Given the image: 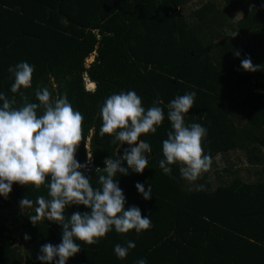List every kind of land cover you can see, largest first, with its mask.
<instances>
[{"label": "trees", "instance_id": "16d2710c", "mask_svg": "<svg viewBox=\"0 0 264 264\" xmlns=\"http://www.w3.org/2000/svg\"><path fill=\"white\" fill-rule=\"evenodd\" d=\"M188 4L193 7L184 16ZM235 13L241 14L237 20ZM245 57L261 69L243 70ZM20 62L34 68L32 87L21 89L27 102L38 103L35 91L47 87L54 97L66 94L83 115L75 158L86 165L81 171L94 188L105 174L95 169L129 147L117 148L113 137L100 135L105 100L135 91L145 110L160 100L165 114L156 133L140 137L151 146L148 167L116 176L125 207H139L151 228L121 234L113 227L95 245L75 240L81 251L66 264H264V0H0V94L17 108L24 100L11 92L9 69ZM191 92L196 96L184 120L207 130L202 146L212 158L195 182L183 179L177 164L170 166L171 177L159 167L162 142L172 130L167 105ZM233 152L246 153L254 182L233 171L231 162L218 166L219 157L228 161ZM212 173L219 178L216 188ZM137 182L151 186V199L138 193ZM39 196L50 199L46 186L15 183L7 198L0 196V264H41L40 247L61 242L58 223L29 219ZM22 199L33 203L21 207ZM76 211L89 209L68 206L65 220ZM127 241L135 248L121 260L114 247Z\"/></svg>", "mask_w": 264, "mask_h": 264}, {"label": "clouds", "instance_id": "9594fccd", "mask_svg": "<svg viewBox=\"0 0 264 264\" xmlns=\"http://www.w3.org/2000/svg\"><path fill=\"white\" fill-rule=\"evenodd\" d=\"M234 55L239 57V51ZM241 68L253 73L261 69L260 65L252 64L250 57L241 60ZM9 71L14 76L11 92L19 93L24 103L19 108L14 107V99L0 94V196L7 198L14 183L31 184L36 189L46 186L50 199L37 197L35 215L29 219L33 225L48 220L62 228L61 242L42 245L36 259L41 264H66L81 251L75 240L95 245L113 227L121 234L133 229L137 233L150 229L152 222L149 216H142L139 207H125L126 197L116 176L117 173L128 175L129 169L142 174L148 167L145 153L151 152V146L140 137L156 133L164 121V111L158 106L162 101H155L145 110L135 91L112 94L105 100L100 110V135L113 137L117 148L122 144L129 147L122 155L116 153L118 158H106L103 170L95 169V172L105 174L99 175L100 187L94 188L91 178L81 171L86 165L75 158L83 138V115L73 109L66 94L54 97L47 87L35 91L38 103L27 102L21 89L32 87L33 66L20 62ZM87 80L85 77V82ZM195 96V92L186 93L167 105V119L172 130L162 142L164 159L159 161L160 169L170 177V166L179 165L182 178L189 182L197 181L212 165L211 156L205 154L202 146L207 130L198 123L186 125L184 120L185 114L193 107ZM91 158L92 154H88V159ZM122 162H126L127 167L122 166ZM135 187L144 200L151 199L150 185L137 182ZM196 188L203 190L204 186L200 184ZM32 203L22 199L20 206H31ZM72 205H83L89 211L73 212L66 221L65 209ZM24 239L29 240L30 236L25 234ZM133 248L135 243L127 241L126 247L116 244L114 253L122 260ZM137 264H146V261L141 259Z\"/></svg>", "mask_w": 264, "mask_h": 264}, {"label": "rangeland", "instance_id": "374dc122", "mask_svg": "<svg viewBox=\"0 0 264 264\" xmlns=\"http://www.w3.org/2000/svg\"><path fill=\"white\" fill-rule=\"evenodd\" d=\"M193 7V5H186L185 8L183 9V14L184 16H188L190 14V9ZM241 16V14L239 13H235L233 15V18L235 20H237L239 17ZM94 58V55H91L88 59H86V65H88ZM87 82V83H86ZM85 82V86L86 88L90 89L93 84H91L90 82L86 81ZM264 153V150H263ZM219 161V167L220 168H224V166H229V162H231L233 165L231 166V169L233 171H238L241 173L242 176H244V178L248 181H252L254 182L256 180V176L255 175H251L248 177L247 171L248 169H253L251 167H253L250 162H249V158L247 157L245 152H233L230 154L229 160H223V158L221 159L220 157L218 158ZM89 165V164H88ZM230 167V166H229ZM258 169L261 170L262 166H258ZM211 182H212V186L214 188H216L219 184V178H217L215 173L211 174Z\"/></svg>", "mask_w": 264, "mask_h": 264}, {"label": "water", "instance_id": "95a60500", "mask_svg": "<svg viewBox=\"0 0 264 264\" xmlns=\"http://www.w3.org/2000/svg\"><path fill=\"white\" fill-rule=\"evenodd\" d=\"M91 163V160L88 159V163L87 164H90Z\"/></svg>", "mask_w": 264, "mask_h": 264}, {"label": "crops", "instance_id": "0c3cea01", "mask_svg": "<svg viewBox=\"0 0 264 264\" xmlns=\"http://www.w3.org/2000/svg\"><path fill=\"white\" fill-rule=\"evenodd\" d=\"M262 170V169H261Z\"/></svg>", "mask_w": 264, "mask_h": 264}]
</instances>
